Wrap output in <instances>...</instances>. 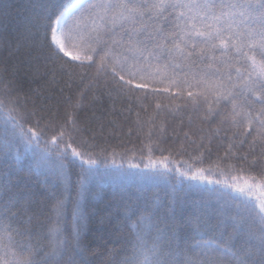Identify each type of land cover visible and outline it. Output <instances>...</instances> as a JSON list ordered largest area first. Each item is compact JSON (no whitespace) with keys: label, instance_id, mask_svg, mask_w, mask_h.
<instances>
[{"label":"trees","instance_id":"trees-1","mask_svg":"<svg viewBox=\"0 0 264 264\" xmlns=\"http://www.w3.org/2000/svg\"><path fill=\"white\" fill-rule=\"evenodd\" d=\"M75 1L0 0V264H264V0Z\"/></svg>","mask_w":264,"mask_h":264},{"label":"rangeland","instance_id":"rangeland-1","mask_svg":"<svg viewBox=\"0 0 264 264\" xmlns=\"http://www.w3.org/2000/svg\"><path fill=\"white\" fill-rule=\"evenodd\" d=\"M78 1H84V0H76L74 2L77 3ZM60 18L56 23V27L54 30V35H53V39L55 42V45L57 46V48L59 50H61L64 54H66L68 57H71L73 59H77V60H83V55L81 52L73 49L72 47H70L65 39L64 36V23L62 22V24L60 23ZM163 162V160H156L154 161V164H161ZM223 178L225 180H230L233 183H236L238 185H242L245 188H257L259 190H263L264 191V184L255 180H252L250 178H246V177H242V176H223Z\"/></svg>","mask_w":264,"mask_h":264},{"label":"water","instance_id":"water-1","mask_svg":"<svg viewBox=\"0 0 264 264\" xmlns=\"http://www.w3.org/2000/svg\"><path fill=\"white\" fill-rule=\"evenodd\" d=\"M68 14V13H67Z\"/></svg>","mask_w":264,"mask_h":264}]
</instances>
